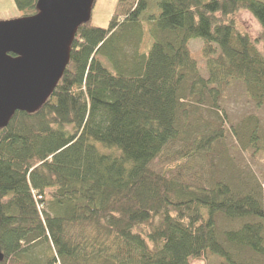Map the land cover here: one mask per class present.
Segmentation results:
<instances>
[{
	"label": "trees",
	"instance_id": "trees-1",
	"mask_svg": "<svg viewBox=\"0 0 264 264\" xmlns=\"http://www.w3.org/2000/svg\"><path fill=\"white\" fill-rule=\"evenodd\" d=\"M12 2L17 17L36 14L37 0ZM146 23L171 36L143 43ZM121 38L135 42L115 49ZM259 45L264 0H116L107 28L79 26L45 103L0 129V264H264L261 185L236 191L211 169L227 156L226 90L236 82L264 101ZM260 125L248 115L231 133L258 150ZM207 149L205 171H184ZM218 217L240 227L225 231Z\"/></svg>",
	"mask_w": 264,
	"mask_h": 264
},
{
	"label": "water",
	"instance_id": "water-1",
	"mask_svg": "<svg viewBox=\"0 0 264 264\" xmlns=\"http://www.w3.org/2000/svg\"><path fill=\"white\" fill-rule=\"evenodd\" d=\"M93 3L37 0L36 14L0 21V129L16 112L34 113L51 95Z\"/></svg>",
	"mask_w": 264,
	"mask_h": 264
},
{
	"label": "rangeland",
	"instance_id": "rangeland-1",
	"mask_svg": "<svg viewBox=\"0 0 264 264\" xmlns=\"http://www.w3.org/2000/svg\"><path fill=\"white\" fill-rule=\"evenodd\" d=\"M10 1L9 9L4 12L3 15H0V20H9L20 15V12L15 9L12 0ZM115 9L116 0H94L89 24L99 28H107L111 18L115 15ZM236 20L240 29L246 31L252 38H255L259 26L251 14L246 11H240L236 15ZM143 31L144 32L141 33V35L143 34V43L146 41L145 35L148 36L150 40L152 38L161 40L171 36V33H168V31H160L156 25L152 23H146ZM113 42L114 48L116 49L118 46L125 48L130 41H128L126 45H123L125 42L123 38L114 40ZM134 42L135 41L131 40L130 44H134ZM201 45L199 39H193L189 42L191 57L197 62L200 72L201 70L203 72L205 67H202L204 58L201 52ZM142 46L141 44V47ZM258 48L264 54L262 46L259 45ZM221 106L224 113V115L222 114V127H224L226 131L223 141V151L226 152L227 156L224 155L220 157L221 159L216 155L213 156V164L211 165L212 173H218L222 180L236 191L250 186L255 189L256 184L261 185L260 190L264 198V101L257 105L247 96L244 86L235 82L226 90L224 99L221 101ZM208 115L209 114L202 112L203 119L206 121L210 120ZM248 115L256 116L261 123L258 134L261 139L259 142L258 140L256 141V145L259 146L258 150H255L253 146H248L246 150H244L238 139L231 133L232 126ZM242 132H245V129H242ZM198 134H200V131L194 133V135ZM181 146H183V143H177L174 146V151H178ZM207 150L205 151L204 159L195 157L189 164L190 169L186 168L184 171L187 173L205 171L208 167L209 155L211 154L209 152L210 150ZM163 164L165 163H157L155 164V168L160 169ZM217 224L225 231L236 230L240 227L236 221L224 217H218ZM222 261L223 260L218 256L208 255L204 260L196 261L193 264H220Z\"/></svg>",
	"mask_w": 264,
	"mask_h": 264
},
{
	"label": "crops",
	"instance_id": "crops-1",
	"mask_svg": "<svg viewBox=\"0 0 264 264\" xmlns=\"http://www.w3.org/2000/svg\"><path fill=\"white\" fill-rule=\"evenodd\" d=\"M9 2H11V1L10 0H0V15H3L4 12H6L9 9ZM5 19H7V18H5Z\"/></svg>",
	"mask_w": 264,
	"mask_h": 264
}]
</instances>
